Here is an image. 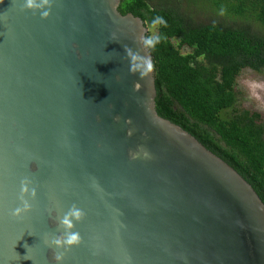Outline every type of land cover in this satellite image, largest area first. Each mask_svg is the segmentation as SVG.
Returning <instances> with one entry per match:
<instances>
[{
    "label": "water",
    "instance_id": "1",
    "mask_svg": "<svg viewBox=\"0 0 264 264\" xmlns=\"http://www.w3.org/2000/svg\"><path fill=\"white\" fill-rule=\"evenodd\" d=\"M24 2L0 0V264H57L73 204L83 239L62 264H264L262 197L162 115L154 72L129 71L142 18L120 0H55L48 18ZM26 176L38 195L18 218Z\"/></svg>",
    "mask_w": 264,
    "mask_h": 264
},
{
    "label": "trees",
    "instance_id": "2",
    "mask_svg": "<svg viewBox=\"0 0 264 264\" xmlns=\"http://www.w3.org/2000/svg\"><path fill=\"white\" fill-rule=\"evenodd\" d=\"M119 8L147 27L166 18L167 40L150 50L162 115L238 165L264 200V121L236 108L235 90L242 68L264 69V0H120Z\"/></svg>",
    "mask_w": 264,
    "mask_h": 264
},
{
    "label": "clouds",
    "instance_id": "3",
    "mask_svg": "<svg viewBox=\"0 0 264 264\" xmlns=\"http://www.w3.org/2000/svg\"><path fill=\"white\" fill-rule=\"evenodd\" d=\"M119 2V0H117ZM55 0H25L22 4V9H32L33 11L39 10L42 18H48L51 15L52 7ZM117 3L114 7L116 8ZM122 7L126 8L127 3H122ZM148 8L150 11H154L152 5L149 4ZM226 8H221L220 15L226 14ZM168 26V21L162 15H155L149 21L147 28V34L143 30L141 35L138 37V42L141 45L142 50L147 53L141 54V51L134 50L128 45H124L125 49V59L130 61L129 71L132 74H139L141 79L148 78L155 71V64L152 56L149 54V50H155L158 45L167 40V36L159 31L161 27L166 28ZM115 36V33H113ZM117 79H120L118 76ZM247 86L250 90V98L256 101L261 107H264V82L259 81H247ZM135 90H139V82L135 84ZM116 120L120 117L116 116ZM132 133V130L129 134ZM145 156L148 155L143 148L140 149ZM140 152L134 153L133 158L139 155ZM35 181L31 177H24L21 181V189L19 194V200L22 202L21 206L16 207L11 215L14 217L21 218L25 213L29 212L33 208L29 196L34 200L37 195V187L34 186ZM97 186V182L93 179V187ZM86 213L83 209L73 204L71 208L64 213V215L59 219V226L63 231L59 235L52 236L51 244L56 246L57 249H63V251H56L54 254V259L57 264H62L66 252L70 251L73 246L79 245L82 242V236L78 231L73 229L76 227L77 222H81ZM51 235V234H49ZM47 242V241H46Z\"/></svg>",
    "mask_w": 264,
    "mask_h": 264
},
{
    "label": "rangeland",
    "instance_id": "4",
    "mask_svg": "<svg viewBox=\"0 0 264 264\" xmlns=\"http://www.w3.org/2000/svg\"><path fill=\"white\" fill-rule=\"evenodd\" d=\"M188 11H190V8ZM199 14L201 13L199 12ZM194 17L205 21L207 20L206 17H208V13L203 12L200 17H198V12L194 11ZM252 80L264 82V69L256 70L254 68L244 67L239 71L235 80V90L238 94L236 108L259 112L264 121V107H261L256 101L250 98V90L246 82Z\"/></svg>",
    "mask_w": 264,
    "mask_h": 264
}]
</instances>
